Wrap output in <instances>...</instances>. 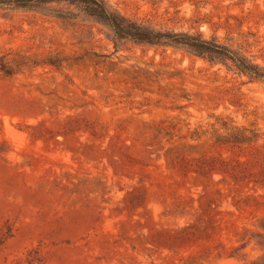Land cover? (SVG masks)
Here are the masks:
<instances>
[{
  "label": "rangeland",
  "instance_id": "rangeland-1",
  "mask_svg": "<svg viewBox=\"0 0 264 264\" xmlns=\"http://www.w3.org/2000/svg\"><path fill=\"white\" fill-rule=\"evenodd\" d=\"M105 1L264 66V0ZM3 55L0 264H264V81L56 3L0 7Z\"/></svg>",
  "mask_w": 264,
  "mask_h": 264
},
{
  "label": "trees",
  "instance_id": "trees-1",
  "mask_svg": "<svg viewBox=\"0 0 264 264\" xmlns=\"http://www.w3.org/2000/svg\"><path fill=\"white\" fill-rule=\"evenodd\" d=\"M55 3L76 8L108 27L114 43L130 41L165 50L172 48L201 58L210 64L223 65L229 70L248 77L251 81H264V66L257 63L250 51L254 47L250 42V37L254 35L251 32L242 31L243 25L236 16L231 17L240 22L238 27L227 21V39L231 42L228 44L221 42L217 37L207 38L202 32L157 29L148 23L130 19L112 10L105 0H0V7L38 10ZM236 30L238 39L233 38ZM262 51L264 52V48ZM9 63L7 55L0 57L1 71L6 75L10 74ZM202 170L206 171L207 168L204 166Z\"/></svg>",
  "mask_w": 264,
  "mask_h": 264
}]
</instances>
